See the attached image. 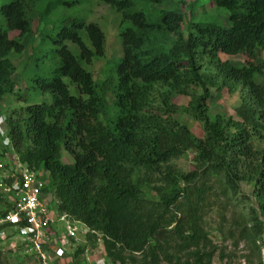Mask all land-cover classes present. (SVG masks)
I'll return each instance as SVG.
<instances>
[{
    "label": "trees",
    "instance_id": "1",
    "mask_svg": "<svg viewBox=\"0 0 264 264\" xmlns=\"http://www.w3.org/2000/svg\"><path fill=\"white\" fill-rule=\"evenodd\" d=\"M39 1L0 5V101L14 95L8 54L22 52L21 38L30 32L29 15ZM98 2L118 14L121 26L120 57L103 71L102 80H92L85 69L104 56L102 30L81 18L63 20L49 39L57 65L50 76L31 81L49 101L0 113L19 162L46 173L45 190L52 193L56 211L87 229L85 244L71 259L99 242L110 264H210L218 249L203 226V209L215 197L249 201L241 193V185H247L256 208L239 214L234 229L215 231L222 240L244 241L262 264L264 0H211L225 12L227 26L189 22L185 35L180 9L144 11L162 0ZM77 3L49 1L40 23L55 9ZM220 54L239 55L242 65L221 61ZM236 86L245 90L236 119L210 117L211 91L230 94ZM105 94L112 98L109 105ZM181 97L187 98L183 109ZM108 107L110 118L104 117ZM180 110L200 123L201 138L180 124ZM62 152L69 163L62 161ZM186 153L191 155L187 172L167 164ZM144 187L154 198L141 196ZM1 255L2 250L0 264Z\"/></svg>",
    "mask_w": 264,
    "mask_h": 264
},
{
    "label": "rangeland",
    "instance_id": "2",
    "mask_svg": "<svg viewBox=\"0 0 264 264\" xmlns=\"http://www.w3.org/2000/svg\"><path fill=\"white\" fill-rule=\"evenodd\" d=\"M49 1L53 4L56 0H40L33 9V12L29 15L31 18L30 32L21 38V44L23 46L22 52L20 54H8V59L14 66L12 79L15 83V90L14 95L6 94L2 97L0 101L1 114H5L11 109L23 107L25 104L49 101V96L47 94H39L35 89L34 83L31 81L36 80L38 77L50 76L51 71L57 65V58L51 51L53 45L49 39L53 33V29H57L56 26H60V21L81 18L86 22L96 23L102 30L105 37L104 56L101 59L92 60L90 65L85 67L90 73L92 80H102L104 77L103 71L107 69L110 63L120 57V42L117 34L121 26L119 24L120 18L118 14L98 2V0H76L78 1L77 5L68 8L59 7L47 19L42 20L40 23V14ZM162 1L159 4L144 6V11L151 13L157 9H180L184 14L185 22L182 29L183 35L186 33V26H188L189 22H216L222 26H227L225 12L215 8L211 0ZM5 2L6 0H0V5ZM0 29H4V23L1 17ZM9 36L14 38L16 34L9 33ZM260 57L264 60V50L260 53ZM219 59L221 61H228L236 66L242 65V59L239 55L224 56L220 54ZM207 71L212 72L209 68ZM64 82L66 81L64 80ZM68 90L71 94H76L70 85H68ZM16 96L20 98H16ZM243 96H245V90L240 86H236L230 94H227L225 90L222 93L211 91L210 101L208 103V115L210 117L219 115L222 118L231 117L232 119H236L234 110L240 104V99ZM104 97L106 104L109 105L112 100L111 96L105 94ZM186 102L187 98L181 97L178 101L179 108L183 109ZM181 111L177 114L180 124L184 125L192 136L201 138L200 123L187 117ZM112 115L113 110L108 107L104 117L110 118ZM261 148L264 149L263 146ZM62 161L64 163L70 162L67 154H62ZM167 164L177 172H187L191 165V155L186 153L182 157L172 160ZM249 191V186L241 185V193H245V197L249 201L240 200L239 196H235L229 201H226L225 198L215 197L213 200L209 199L206 207H204L203 226L212 237V241L218 249L212 256L210 264H257L256 252H251V249H249L244 241L237 240L235 236L222 240L220 234L215 231L217 228H221L223 232L231 228L234 229L232 221L239 214L246 216L248 207L256 208L255 203L247 196ZM141 196L144 198H154V193L144 187ZM261 239L264 240V230ZM80 241L85 243V239H80ZM92 244L90 242L85 246V251L77 258L75 263L88 264L90 260H100V262L103 261L102 264H110L102 256L100 243L96 242L94 245ZM76 246H73L72 249L74 250ZM84 256L88 258V262H84ZM1 257L2 264H29L31 261L29 255H25L19 248L15 247L10 250L2 249ZM262 257H264V244L259 247V258L263 264Z\"/></svg>",
    "mask_w": 264,
    "mask_h": 264
},
{
    "label": "built area",
    "instance_id": "3",
    "mask_svg": "<svg viewBox=\"0 0 264 264\" xmlns=\"http://www.w3.org/2000/svg\"><path fill=\"white\" fill-rule=\"evenodd\" d=\"M5 132L0 118V250L9 239L8 229L32 264H54L58 253H66L77 242L78 234H85L87 229L56 211L52 193L45 190L46 173L20 163ZM56 223L62 226L58 238L52 231Z\"/></svg>",
    "mask_w": 264,
    "mask_h": 264
},
{
    "label": "crops",
    "instance_id": "4",
    "mask_svg": "<svg viewBox=\"0 0 264 264\" xmlns=\"http://www.w3.org/2000/svg\"><path fill=\"white\" fill-rule=\"evenodd\" d=\"M52 231H53V233H54V236L56 237V238H58L59 237V235L61 234V232H62V226H61V224L60 223H56L53 227H52ZM7 232H8V238L9 239H6L5 240V243H4V246H3V248L2 249H7V250H10V249H12L13 247H15V248H19L21 251H22V253H24V250H23V248L20 246V245H18V242H17V239H15L14 237H12L11 236V234H10V232H9V230L7 229ZM85 237V234H81V233H79L78 234V240H77V242L75 243V244H72L70 247H69V249L67 250V252L66 253H58V257L56 258V260H54V264H75V262L73 261V259H71V255H72V253H73V251L75 250H73L72 249V247L73 246H83L85 243H82V241H80V239H85L84 238ZM76 246V247H77ZM75 247V248H76ZM25 255H27V254H25ZM81 256V255H80ZM30 263L29 264H32V259H31V257H30ZM106 260V259H105ZM75 261H77V260H75ZM90 262H93V264L95 263V264H102L103 263V261L102 262H100V260H90L89 261V263L88 264H91Z\"/></svg>",
    "mask_w": 264,
    "mask_h": 264
},
{
    "label": "clouds",
    "instance_id": "5",
    "mask_svg": "<svg viewBox=\"0 0 264 264\" xmlns=\"http://www.w3.org/2000/svg\"><path fill=\"white\" fill-rule=\"evenodd\" d=\"M102 256H103V252H102ZM104 257V256H103ZM108 261V260H107Z\"/></svg>",
    "mask_w": 264,
    "mask_h": 264
}]
</instances>
